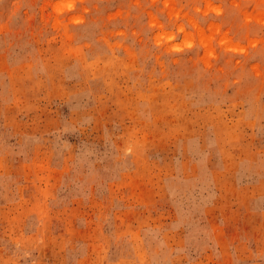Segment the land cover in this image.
<instances>
[{"label": "rangeland", "instance_id": "obj_1", "mask_svg": "<svg viewBox=\"0 0 264 264\" xmlns=\"http://www.w3.org/2000/svg\"><path fill=\"white\" fill-rule=\"evenodd\" d=\"M0 264H264V0H0Z\"/></svg>", "mask_w": 264, "mask_h": 264}, {"label": "clouds", "instance_id": "obj_2", "mask_svg": "<svg viewBox=\"0 0 264 264\" xmlns=\"http://www.w3.org/2000/svg\"><path fill=\"white\" fill-rule=\"evenodd\" d=\"M68 7H70V5H67ZM218 11V10H217ZM182 30V29H181ZM168 39H173L174 37H172V36H169V37H167ZM162 39H164L163 37H159L158 38V43L162 40ZM187 46L188 47H191L192 45L191 44H187ZM175 50H177V51H179V50H181V46H176V48H175Z\"/></svg>", "mask_w": 264, "mask_h": 264}]
</instances>
